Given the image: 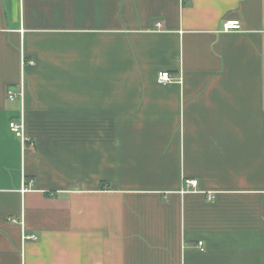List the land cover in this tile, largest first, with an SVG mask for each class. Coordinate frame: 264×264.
Wrapping results in <instances>:
<instances>
[{
	"label": "crops",
	"instance_id": "obj_1",
	"mask_svg": "<svg viewBox=\"0 0 264 264\" xmlns=\"http://www.w3.org/2000/svg\"><path fill=\"white\" fill-rule=\"evenodd\" d=\"M0 264H264V0H0Z\"/></svg>",
	"mask_w": 264,
	"mask_h": 264
},
{
	"label": "built area",
	"instance_id": "obj_2",
	"mask_svg": "<svg viewBox=\"0 0 264 264\" xmlns=\"http://www.w3.org/2000/svg\"><path fill=\"white\" fill-rule=\"evenodd\" d=\"M242 29V22L239 19H228L224 22L223 24V31L225 32H230V31H239ZM158 81L162 84H167L173 80V76L171 72L169 71H161L158 73ZM8 96L10 99H21L23 101L24 96H25V90H24V85L23 83L20 86V89L17 91L14 90H9ZM24 111V110H23ZM20 114L18 118H14L10 121V129L11 131L16 134L22 141L23 147L27 145L29 142L30 138L26 133V124H25V116L24 112ZM186 184L188 186L193 187L194 189L198 186V180L197 179H186L185 180ZM29 188L28 187H23L22 190L23 192L27 191ZM209 199H214L215 194L211 193L208 195ZM13 221H16L15 218H11ZM33 238L36 239L37 236L34 234L26 235L25 238ZM199 245L202 248L203 242L200 241Z\"/></svg>",
	"mask_w": 264,
	"mask_h": 264
}]
</instances>
